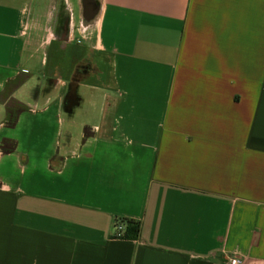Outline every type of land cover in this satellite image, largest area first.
<instances>
[{
  "label": "crops",
  "instance_id": "0c3cea01",
  "mask_svg": "<svg viewBox=\"0 0 264 264\" xmlns=\"http://www.w3.org/2000/svg\"><path fill=\"white\" fill-rule=\"evenodd\" d=\"M99 2L0 0V264H264V0Z\"/></svg>",
  "mask_w": 264,
  "mask_h": 264
},
{
  "label": "rangeland",
  "instance_id": "374dc122",
  "mask_svg": "<svg viewBox=\"0 0 264 264\" xmlns=\"http://www.w3.org/2000/svg\"><path fill=\"white\" fill-rule=\"evenodd\" d=\"M98 1H101V0H98ZM60 12H62V10ZM75 13L78 16L79 11H78L77 6H75ZM55 26L56 24L54 22V27H53L54 30L52 28L50 29L51 31L54 32V38L57 39V35L55 34ZM91 28L93 29L94 27L91 25ZM92 29L89 32L93 33ZM53 41L54 40H52L51 43H53ZM52 54H53V51L51 52V50L47 48V50L43 51L40 55V58H43V59L45 58V61L46 60L48 61L46 66L39 65L37 67V70H40V72L37 73L36 79L40 80L39 88L42 94L49 91L48 78H50L51 76H55V77L61 76L62 78L63 77L66 78L69 73L68 65L65 64V61H64L65 60L64 55L61 56V60L64 62H61L58 66H53ZM32 93H33V90H32ZM83 95L85 97L84 98L85 103H83L80 107H77L75 109L74 118L72 120H68L64 116L65 123L63 125V132L64 134L69 133L74 143L81 140V137L84 133L85 126L87 125L91 126L97 123L96 114L98 113V109L101 107V105L105 101L97 93H92L88 89L87 90L85 89ZM62 140H65V139H62Z\"/></svg>",
  "mask_w": 264,
  "mask_h": 264
},
{
  "label": "flooded vegetation",
  "instance_id": "af4514ba",
  "mask_svg": "<svg viewBox=\"0 0 264 264\" xmlns=\"http://www.w3.org/2000/svg\"><path fill=\"white\" fill-rule=\"evenodd\" d=\"M82 4H83V19H84V16L90 17V15H93L94 12H96L95 16L98 15L100 11V2L98 0H83ZM84 20L88 22L86 19ZM55 24H56L55 34L62 37L65 31H67L68 29V26L70 24V18L58 16ZM96 71H98V69L93 65L91 60H81L73 68L74 73L72 75L73 76L72 80L78 81L81 79H86L90 76L91 73H94ZM57 78L58 76L55 77V79ZM49 79L50 78H48V80Z\"/></svg>",
  "mask_w": 264,
  "mask_h": 264
},
{
  "label": "built area",
  "instance_id": "2783aa9c",
  "mask_svg": "<svg viewBox=\"0 0 264 264\" xmlns=\"http://www.w3.org/2000/svg\"><path fill=\"white\" fill-rule=\"evenodd\" d=\"M123 226L120 224V222H116L114 226V230L118 233V236H121V233L123 232ZM231 264H237V259H232Z\"/></svg>",
  "mask_w": 264,
  "mask_h": 264
},
{
  "label": "water",
  "instance_id": "95a60500",
  "mask_svg": "<svg viewBox=\"0 0 264 264\" xmlns=\"http://www.w3.org/2000/svg\"><path fill=\"white\" fill-rule=\"evenodd\" d=\"M95 15H96V12H94L93 15H90V17L84 16V19H86L87 21H92L95 18Z\"/></svg>",
  "mask_w": 264,
  "mask_h": 264
},
{
  "label": "trees",
  "instance_id": "16d2710c",
  "mask_svg": "<svg viewBox=\"0 0 264 264\" xmlns=\"http://www.w3.org/2000/svg\"><path fill=\"white\" fill-rule=\"evenodd\" d=\"M128 225H131V226H133V225H135L134 223H132V222H129V224ZM135 227H136V229L134 230V232H138L139 231V227H138V225H135Z\"/></svg>",
  "mask_w": 264,
  "mask_h": 264
}]
</instances>
